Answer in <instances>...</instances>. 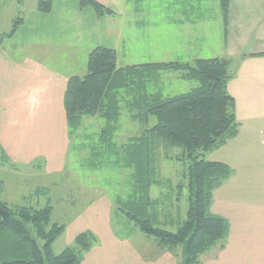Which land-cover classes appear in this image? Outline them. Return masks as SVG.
Segmentation results:
<instances>
[{
  "label": "trees",
  "instance_id": "1",
  "mask_svg": "<svg viewBox=\"0 0 264 264\" xmlns=\"http://www.w3.org/2000/svg\"><path fill=\"white\" fill-rule=\"evenodd\" d=\"M17 2L23 4V0ZM52 3L53 0H37L36 11L49 13ZM219 4L226 37L230 0H219ZM86 7H91L97 17L114 14L97 0H79V9ZM23 22L21 17L12 21L10 30L0 35V48ZM231 68L232 59L228 57L118 67L114 49L96 46L87 55L85 74L67 79L63 107L70 150L81 139L77 148L87 152L79 165L92 172L127 171L128 191L123 197L111 199L109 223L119 240L141 233L152 239L160 251L180 248L181 264H200L203 254L224 246L228 220L213 214L210 206L213 192L232 176L233 170L223 162L206 160L204 154L238 133L235 99L227 90L234 77ZM168 72H179L180 79L194 82L195 86L183 93L164 95L158 83ZM123 114L137 125V132L120 141ZM90 118L104 123L92 140L91 133L84 130V121ZM160 148L166 152L180 149L175 160L185 165L183 182L188 190V206L185 219L176 223L169 220L175 224L174 231L164 227L169 206L152 195L154 188L170 182L160 175ZM6 156L0 146V161H8ZM164 158L169 157L164 154ZM181 187L177 185L178 193ZM49 190L37 187L34 192V197L44 199L43 207L11 208L0 198V207L9 214L6 220L0 217V264H80L98 244L96 235L85 230L75 236L72 246L54 253L53 244L64 226L51 222ZM1 193L0 185V196ZM160 216L166 221H161Z\"/></svg>",
  "mask_w": 264,
  "mask_h": 264
},
{
  "label": "rangeland",
  "instance_id": "2",
  "mask_svg": "<svg viewBox=\"0 0 264 264\" xmlns=\"http://www.w3.org/2000/svg\"><path fill=\"white\" fill-rule=\"evenodd\" d=\"M109 1V4L105 6L114 11L113 15L117 13L114 18H110L113 15L97 17L91 7L82 10H89L93 15L95 14L97 21L105 20L103 21L104 31L102 27H98L100 31L96 27L88 35L92 40H98L96 45L90 49L96 46L114 49L118 67L174 61L190 63L197 58L227 57L224 55L225 47L221 43L222 32L218 34L219 28L216 22L208 20L213 12L204 10L207 4L205 3L206 0ZM213 1L210 0L209 3H213ZM77 2L79 5V0H76ZM98 2L101 3L102 0H98ZM36 3L37 0H24L23 5H18L17 0H0V35L10 30L11 23L15 18L21 17L26 21L29 13L33 10L36 11ZM185 5L190 6L193 10L189 9L186 12L188 9ZM131 6H135L142 12L133 14ZM186 13L187 16L190 15L189 18ZM86 19L85 17L84 21ZM204 19H206L205 23ZM191 21L195 22L196 27H198L197 34L204 32V36L198 38L189 35L191 30L189 22ZM9 41L10 39L4 40L2 54L8 58H14V60L18 58L17 53H24L27 50L35 51L41 48L42 52L47 53V50L58 51L60 48L54 45L47 46L48 43L44 44V42L36 40L25 42L20 35L17 40L13 41L14 43ZM78 44L79 42L76 45ZM78 46L75 48L79 50L75 60L58 55L50 58L49 53L47 57L44 54L41 57L45 60V64H51L53 68L58 69L67 66L76 74L85 73L86 53L83 52L81 55L82 49ZM74 52L71 53L75 55ZM231 59V70L235 75L237 70H240L238 67L241 59L239 56H234ZM179 75V72H168L161 76L158 86L163 88L164 95L171 96L183 93L195 86L194 82L182 80ZM233 84L232 80L228 83L227 90L230 95L235 91L236 86ZM236 85L238 87L239 84ZM239 91L241 89H237L236 93ZM236 95L238 97L235 101V113L237 112L238 115L236 118L238 122L236 137L228 140L217 149L206 152L204 158L209 161L223 162L233 170L232 176L215 190L217 193H215V205L212 210L218 212L219 215L227 216L226 218L231 222L232 232H235L233 234L235 246L246 245L245 247L250 250L251 245H253V250H258V256H260L263 254V249L258 248L264 246V111L253 102L257 100V93H253L251 101H248V97L243 96L244 98H242V93ZM88 120L85 121L84 130L91 133L92 140L94 133H98L104 123L99 118ZM153 121L154 119L151 122ZM121 125L118 140L124 141L125 138L136 134L137 125L129 121L127 114H123L121 117ZM81 141V139L75 141V149L70 150L66 157L65 172L49 170L41 155L25 164L19 160L10 161L9 159L2 162L5 159L0 161V185L2 189L0 198L5 201L8 207H43L45 205L44 199L34 197V192L37 187L50 189L51 222L64 226L63 233L53 244L54 253H59L64 248L72 246L75 236L85 231L86 227H98L101 223L104 231L109 230L105 222H107L109 210L111 213L113 207L111 199L117 196L123 197L128 191L127 171L98 170L92 172L81 168L80 163L87 157L86 151L77 148ZM180 153L181 150L177 148L169 149L167 152L163 148L159 149L160 175L162 179L170 182L152 190L153 197L161 198L162 203L164 202L169 206L167 210H169L170 215L167 221L160 216L161 221H166L164 227L169 231L175 230V224L172 223L171 225L169 220L171 219L176 223V221L185 219L188 206V190L186 181L183 182L185 165L175 160V157ZM164 154L169 158H164ZM178 184H182L180 193L177 189ZM165 194L169 197H164ZM177 214L178 216H176ZM101 215H104L105 222L103 218H100ZM93 233L97 234L96 232ZM127 233L122 231V235H127ZM237 234L239 236L236 238ZM254 236L261 237V239H257L261 240L263 244H257V241L253 240ZM96 237L100 239L99 235ZM129 237L130 250L136 254L137 259L142 264L155 261L160 256L171 257L172 263L181 264L182 253L180 248L173 252L160 251L152 239L141 233L131 234ZM102 238L103 236H101ZM222 248L219 247V249ZM216 249L217 247H214L207 253L210 252L211 254ZM233 249L236 258L246 256V254L241 256L236 251L238 249ZM121 250L124 251L122 248ZM124 258L122 255L119 259L122 261ZM223 260L224 258L220 259L218 264L228 263ZM243 260L246 259L243 258ZM240 263H244V261Z\"/></svg>",
  "mask_w": 264,
  "mask_h": 264
},
{
  "label": "crops",
  "instance_id": "3",
  "mask_svg": "<svg viewBox=\"0 0 264 264\" xmlns=\"http://www.w3.org/2000/svg\"><path fill=\"white\" fill-rule=\"evenodd\" d=\"M102 2L104 5H108L110 1L102 0ZM209 2L210 0L205 1L207 4L204 10L213 12L208 20L216 22L219 28L218 34L222 32L221 43L226 50L224 55L229 58L239 56L241 59L238 67L240 70H237L231 79L235 88L241 89V91L236 93L237 89L234 88L233 98L236 101L238 98L236 94L242 93V98L248 97V101H251L253 93H257V100L253 102L264 111V0H230L226 37H224L218 0H214L213 3ZM78 6L76 0H53L49 13L31 11L28 19L19 26L9 41L14 43L13 41L17 40L20 35L25 42L36 40L44 42V44L48 43L47 46L54 45L66 50L59 48L58 51L47 50V53L42 52L41 48L35 51L27 50L24 53H17L18 58L14 60V58L11 59L2 54L3 45L2 49L0 48V146L10 161L19 160L25 164L41 155L49 170L63 172L66 168L70 143L63 107L64 90L70 76H82L85 73L76 74L67 66L53 68L51 64L44 63L45 60L41 55L44 54L47 57L49 53L50 58L58 55L75 60L78 56L77 51L79 52L75 48L79 45L78 47L82 49L81 55L85 52L87 58L90 48L95 46L98 41L92 40L88 35L96 27L98 31H100L98 27H102L104 31L103 21L105 20L97 21L95 14L93 15L89 10H80ZM131 7L133 14L142 12L135 6ZM185 7L188 9L186 12L192 9L188 5ZM116 16L117 13L110 18ZM85 17L86 21H84ZM187 17L189 18L190 15ZM107 19L109 20V18ZM203 21L205 23L206 19ZM196 26L195 22H189V27H191L189 35L198 38L204 36V32L197 34L198 27ZM78 42L79 44L76 45ZM187 44L189 43L187 42ZM72 51H75V55L71 53ZM252 54L253 56H251ZM235 114L237 118V112ZM94 119L90 118V120ZM215 193L217 192L214 191L210 211L219 215L218 212L212 210L215 205ZM219 216L228 219L222 214ZM109 217L110 210L107 222H105L104 215L100 216L107 224L109 229L107 231L103 230L101 223L98 227H94L97 229L91 226L84 229L96 232L100 239H98V244L85 255L81 264H142L136 254L130 250V238L119 240L114 236L110 229ZM229 224V233L223 248L217 247V251L203 254L200 257V264H218L222 258H224V262H228L227 264H264V246L258 248L263 249V254L260 256H258V250H253V245L250 250L245 247L246 245L235 246L233 235L235 232H232L230 221ZM101 236H103L102 239ZM238 236L239 234L236 238ZM257 238L254 236L253 240H256L259 245L263 244L261 240H258L261 237ZM121 248L124 250V254ZM233 248L238 249L236 251L241 256L246 254V256H242L246 260H243L242 257L236 258L232 251ZM208 254L210 255L206 256ZM122 255L125 258L121 261L119 258ZM171 259L168 256H160L147 264H175V262H171ZM241 261L244 263H240Z\"/></svg>",
  "mask_w": 264,
  "mask_h": 264
},
{
  "label": "water",
  "instance_id": "4",
  "mask_svg": "<svg viewBox=\"0 0 264 264\" xmlns=\"http://www.w3.org/2000/svg\"><path fill=\"white\" fill-rule=\"evenodd\" d=\"M8 216H9L8 212L0 207V217L6 220Z\"/></svg>",
  "mask_w": 264,
  "mask_h": 264
}]
</instances>
